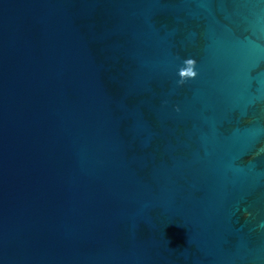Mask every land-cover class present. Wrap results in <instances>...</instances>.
<instances>
[{
	"label": "water",
	"instance_id": "obj_1",
	"mask_svg": "<svg viewBox=\"0 0 264 264\" xmlns=\"http://www.w3.org/2000/svg\"><path fill=\"white\" fill-rule=\"evenodd\" d=\"M0 264H264V0H0Z\"/></svg>",
	"mask_w": 264,
	"mask_h": 264
}]
</instances>
